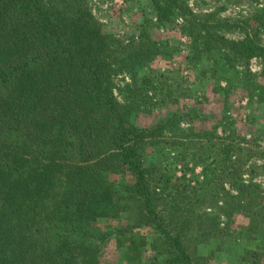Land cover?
Masks as SVG:
<instances>
[{"label": "trees", "instance_id": "obj_1", "mask_svg": "<svg viewBox=\"0 0 264 264\" xmlns=\"http://www.w3.org/2000/svg\"><path fill=\"white\" fill-rule=\"evenodd\" d=\"M185 1L145 0L137 34L125 42L102 31L88 0H0V264H100L110 238L141 264L147 239L134 231L147 226L162 264H206L194 231H216L202 240L218 236V217L205 210L219 198L236 200L252 228L263 221L249 203L260 187L243 182L247 152L226 117L203 131L189 126L198 114L177 111L149 128L131 122L134 112L167 104L176 91L154 71L139 75L157 56L171 55L151 39L152 28L181 18L192 67L216 51V65L242 64L251 77L249 61L264 58L257 42L225 39L226 23L192 15ZM119 75L131 80L119 90L122 102L113 94ZM148 143L157 151L152 161ZM175 164L184 175L201 167L202 181L177 178ZM122 172L133 177L131 186L116 181ZM126 212L127 229L97 232L98 220Z\"/></svg>", "mask_w": 264, "mask_h": 264}, {"label": "rangeland", "instance_id": "obj_2", "mask_svg": "<svg viewBox=\"0 0 264 264\" xmlns=\"http://www.w3.org/2000/svg\"><path fill=\"white\" fill-rule=\"evenodd\" d=\"M185 4L194 16H211L215 21L226 23L220 29V34L225 39L239 42L250 38L264 48V0H186ZM88 5L92 16L101 24L106 35L126 42L137 34L145 0H88ZM182 25L183 20L179 18L169 26L150 29L151 39L167 44L171 55H159L146 68L139 70L140 76L151 70L158 75L157 82L167 81L173 84L176 88L174 98L167 104L165 102L158 107H145L143 112H134L131 122L137 127L149 128L167 112L177 111L182 114H198L199 119L190 121L189 126L203 131L211 130L226 117L223 122L233 129L236 142L247 152L243 159H248L242 170L243 182L260 187L261 193L253 196L254 199L249 203L255 212L264 216V169L261 170L264 168V58L254 57L249 61L247 71L251 77L243 75L245 66L242 64L235 68L216 65L214 62L219 58L216 51L203 56L198 66L192 67L186 59L189 40L181 33ZM202 71L205 73L204 77L200 75ZM235 71L238 72L237 76L233 75ZM212 74H215V79H212ZM226 78L231 80V87ZM246 79L247 83L241 85ZM112 80L113 94L122 102L119 90L131 84V80L126 75L115 76ZM187 126L186 123L181 124V127ZM165 136L170 137L167 134ZM177 150L180 149L176 148ZM146 155L148 161L154 160L157 155L156 148L151 143L146 147ZM192 167L190 164L189 170ZM172 169H175L177 178L184 176L190 181V186L203 179L202 168L199 166L194 167L193 175L190 172L184 175L182 164H175ZM115 178L121 186H131L134 183L133 177L127 172H122ZM225 190L231 196L236 194L227 185ZM222 198L223 200H217L216 206H209L211 208L205 210L218 217V236L202 240V235L207 234L205 232L214 236L216 231L210 232L206 227L205 232L197 229L194 231L193 243L197 241L195 248L198 254L207 258L206 264H264V218L256 228H252L249 215L244 209H238L237 201ZM130 216L126 212L119 219L98 220L97 232L116 234L117 230L127 229V219ZM134 232L147 239L141 250V264H162L164 258H155L152 248V236L156 233L154 227H142ZM218 245L230 252L224 253L223 248H217ZM100 264L137 263L133 254L125 255L123 250L118 251L114 238H110L104 245Z\"/></svg>", "mask_w": 264, "mask_h": 264}]
</instances>
